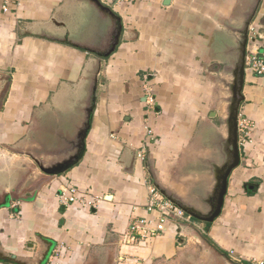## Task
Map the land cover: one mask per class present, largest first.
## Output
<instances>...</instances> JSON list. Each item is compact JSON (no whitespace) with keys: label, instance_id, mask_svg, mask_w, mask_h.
<instances>
[{"label":"crops","instance_id":"0c3cea01","mask_svg":"<svg viewBox=\"0 0 264 264\" xmlns=\"http://www.w3.org/2000/svg\"><path fill=\"white\" fill-rule=\"evenodd\" d=\"M100 1L123 27L105 60L88 49L105 51L118 19L88 0H22L14 12L0 0V264H231L222 253L264 261V75L247 70L239 119L249 131L220 217L199 227L170 222L163 235L127 244L132 219L155 217L146 210L152 178L138 155L150 152L165 185L184 180V153L224 106V82L213 83L202 65L206 39L215 54L206 63L230 71L247 0ZM251 33L264 58V0ZM101 61L83 159L40 178L26 153L74 132ZM72 188L79 201L66 206L60 195Z\"/></svg>","mask_w":264,"mask_h":264},{"label":"water","instance_id":"95a60500","mask_svg":"<svg viewBox=\"0 0 264 264\" xmlns=\"http://www.w3.org/2000/svg\"><path fill=\"white\" fill-rule=\"evenodd\" d=\"M88 1L92 6H97L102 13L105 12L108 13V16H112L109 17L110 21L111 18L118 19L112 7L104 5L100 0ZM261 3L262 0H247L245 9H239L242 27L236 32V45L235 48H232L235 58L232 59L231 70L227 72L226 82L222 84L225 95L222 96V101L219 99L224 103V106L219 115L216 112L211 115L212 118H218L219 125L213 123L210 118V132L202 133L196 141L195 148L184 153L183 172L184 167L187 169V172L184 173V180H180L177 185L174 183L173 186L162 183L154 169V161L150 158V152L146 154V169L152 178L153 185L170 202L179 206L196 221L204 224L214 223L222 214L230 179L241 164L239 117L242 104L245 101L243 90L246 79L247 45L250 27L259 12ZM118 21L121 22L119 19ZM122 31L123 27L120 23L113 41L110 39V42L105 44V51L97 52L92 49H88V51L98 55L101 60L109 58L120 44ZM101 71L102 61L89 78V101L85 102V106L81 109V119L73 123L74 132L53 135L56 142L43 144L41 151L26 153L31 158L32 165H29L34 167L33 172L41 173L40 178L65 174L83 159L86 151V139L96 108V93ZM101 81L103 80L101 79ZM48 136L52 141V135ZM70 143L75 144L73 150L69 149ZM188 174L191 178H187ZM185 185L188 187L183 192L181 186ZM222 254L230 260L231 264H244L233 261L227 253Z\"/></svg>","mask_w":264,"mask_h":264},{"label":"built area","instance_id":"2783aa9c","mask_svg":"<svg viewBox=\"0 0 264 264\" xmlns=\"http://www.w3.org/2000/svg\"><path fill=\"white\" fill-rule=\"evenodd\" d=\"M2 9L4 12H14L18 9V6L22 0H2ZM250 44L248 46L246 56V70L252 72L255 75H264V58L260 55L257 46L253 45L256 41L254 33L249 36ZM149 81L145 83V98L148 106L153 111L155 110L156 98ZM249 131V123H241L239 119V137L241 142V134L244 139L247 137ZM149 135L152 136V131L149 129ZM143 160L146 159V155L141 152L138 155ZM77 189H63L60 195L61 202L68 206L79 201L77 196ZM98 201H93L90 205L96 207ZM146 210L149 214H154L155 217H141L131 220L129 229L130 234L127 237V244H133L137 241H144L147 239L159 237L167 231V225L170 222H181L185 224H192L199 227L198 221L186 214L179 206L170 202L153 184H149V196ZM251 264H264V261H254Z\"/></svg>","mask_w":264,"mask_h":264},{"label":"flooded vegetation","instance_id":"af4514ba","mask_svg":"<svg viewBox=\"0 0 264 264\" xmlns=\"http://www.w3.org/2000/svg\"><path fill=\"white\" fill-rule=\"evenodd\" d=\"M119 24L120 23L118 21L116 23V25H115L116 27L113 28V33H112L113 38L111 39L112 41L115 38V35H116L117 31H118ZM206 40H207V46L208 47L204 46L203 49H205V52H207L209 55H206V58H204V61H203V64L202 65L205 66V67L207 66V68H205V71L207 69V72H208L207 73V77H209L210 80L213 81V83H214V81L215 82L216 81H218V82H226V78H225L224 74H226V72H228V66H227V71H224L223 72V70H222L223 68H221L222 66H220L218 63H213V64L206 63V62L210 61V59L213 56H215L214 52H210L211 47H210V44H209V39L207 38ZM248 44H249V42H248ZM247 51H248V45H247ZM203 69H204V67H203Z\"/></svg>","mask_w":264,"mask_h":264}]
</instances>
